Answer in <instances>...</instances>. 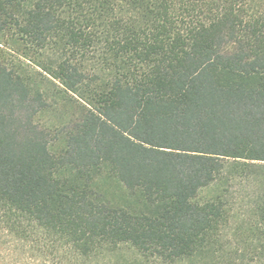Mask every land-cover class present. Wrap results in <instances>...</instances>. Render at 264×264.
<instances>
[{
	"label": "trees",
	"instance_id": "obj_1",
	"mask_svg": "<svg viewBox=\"0 0 264 264\" xmlns=\"http://www.w3.org/2000/svg\"><path fill=\"white\" fill-rule=\"evenodd\" d=\"M123 250L264 264V0H0V264Z\"/></svg>",
	"mask_w": 264,
	"mask_h": 264
},
{
	"label": "rangeland",
	"instance_id": "obj_2",
	"mask_svg": "<svg viewBox=\"0 0 264 264\" xmlns=\"http://www.w3.org/2000/svg\"><path fill=\"white\" fill-rule=\"evenodd\" d=\"M48 118V117H47ZM46 118V119H47ZM53 119V118H51ZM100 187L109 193L119 194L120 186L114 183H103L100 182ZM230 193L232 194V205L234 207L235 220L242 218L250 207L252 202V195L257 190L251 178H247L245 174L236 176L235 180L230 185ZM216 191L215 186H211L202 190L199 194V199H205L212 196ZM131 253L123 250L119 255L112 256L109 264H123L124 259H130ZM97 264H108L106 261H99ZM242 264H251L243 262Z\"/></svg>",
	"mask_w": 264,
	"mask_h": 264
}]
</instances>
